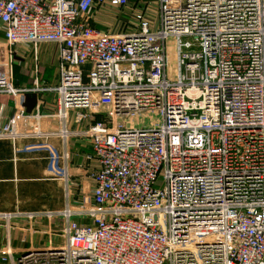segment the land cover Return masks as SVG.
Wrapping results in <instances>:
<instances>
[{
	"label": "built area",
	"instance_id": "2783aa9c",
	"mask_svg": "<svg viewBox=\"0 0 264 264\" xmlns=\"http://www.w3.org/2000/svg\"><path fill=\"white\" fill-rule=\"evenodd\" d=\"M154 4L152 25L139 0H0L8 46L56 45L51 84L40 83L34 62L32 84L15 85L11 58L0 61V93L15 95L13 112L4 121L0 114V137L38 134L40 114L22 107L24 94L54 91L61 138L73 109L93 162L80 206L59 211L61 241L14 257L5 245L2 260L264 264V0ZM101 7L127 8L122 27L94 26L90 12ZM154 108L150 124L127 123ZM102 111L125 122L107 124ZM61 173L66 179L65 166Z\"/></svg>",
	"mask_w": 264,
	"mask_h": 264
},
{
	"label": "crops",
	"instance_id": "0c3cea01",
	"mask_svg": "<svg viewBox=\"0 0 264 264\" xmlns=\"http://www.w3.org/2000/svg\"><path fill=\"white\" fill-rule=\"evenodd\" d=\"M113 8L101 7L92 10L89 15L90 21L98 28L118 30L123 25L124 16L122 13L116 14V8L114 10ZM1 37H3L2 33ZM52 43L56 51V45ZM27 75L32 77L31 71L28 70ZM13 82L18 85L14 77ZM14 96L0 93V98L4 100V103L0 102L3 121L14 110ZM54 105V91L41 90L37 93L26 91L22 107L27 112L38 110L40 115L35 120L40 132L35 135H21L14 141L0 137V213H8V218L15 223L28 224L27 227L22 228L25 232L21 235L29 236L30 244L25 243L23 246L15 247V241L12 240L14 234H10L9 229H5L0 238L1 244L3 241L2 246L9 247L13 257L26 246L58 244L61 241L57 234L58 229L64 224L63 215L59 211L66 206L71 210L79 207L82 196L91 189V180L88 179L87 171L93 162L85 160V153L90 148L89 138L81 133L86 126L85 122L74 121L73 109H70L66 121L70 134L63 140L59 133L61 126L59 120L52 115ZM63 151L66 152V158L62 156ZM64 166L68 172L66 179L61 173ZM28 212L32 213L31 217H27ZM47 213L51 214L47 215ZM47 216H50L48 217L50 221L46 223L45 228H40L39 222L45 220ZM76 219L79 222L83 220L80 217ZM43 232L47 233L46 237ZM41 234L43 237H38ZM0 261L3 264H10L9 261L1 258Z\"/></svg>",
	"mask_w": 264,
	"mask_h": 264
},
{
	"label": "rangeland",
	"instance_id": "374dc122",
	"mask_svg": "<svg viewBox=\"0 0 264 264\" xmlns=\"http://www.w3.org/2000/svg\"><path fill=\"white\" fill-rule=\"evenodd\" d=\"M142 2H145L147 4V9L145 10V14L147 17L152 20V25H155L157 20V12L155 9V0H139ZM114 10V8H113ZM115 13H122V15L125 17L128 16V9L124 8L122 10L121 8L116 9ZM114 13V15H115ZM126 25V23H125ZM97 27V26H96ZM2 28L0 25V61L5 57H10L11 59V70L14 77V81L18 85L24 84L25 86L32 84L33 82V76L28 77L27 72L28 70L31 71L33 63H37L38 73H40V83L42 85L53 82L55 80V63H56V56H55V50L53 43L47 42V41H41L38 42L35 47L33 48L32 45L26 42H19L14 43L8 46L5 41L3 40V37H1ZM172 39H168L165 41V48L164 51L166 53V63L167 65L172 66V59H173V53H172V47H171ZM10 50V51H9ZM31 80V81H30ZM43 81V82H42ZM30 82V83H29ZM46 82V83H45ZM0 102L4 103L3 98H0ZM156 108L153 110H142L138 111L133 117H127L123 114H117L114 113L112 116L108 114L107 111L99 112V116L102 119V121H105L107 124H109V120L111 117L115 119L117 122H125V118L127 123L130 126H136L138 125H144V124H150L155 116ZM70 113V112H68ZM124 116V117H123ZM80 206V205H78ZM50 216L45 217V220H41L39 223L40 228H45L46 223L50 221ZM77 216L74 217L75 220ZM28 224H20L15 223V221L11 220L10 218H7L6 220L3 218H0V238L4 234L5 229L10 230V234L12 235V240L15 241L14 246H23L25 243L30 244L28 242L29 236L21 235L25 231L22 230L24 227H27ZM32 226V224H31ZM48 227H50L48 225ZM61 228V226H60ZM29 229H27L28 231ZM60 230V229H58ZM50 232H57V231H50ZM46 232H43V235L46 237ZM21 235V237H20ZM43 235H39L38 237L42 238ZM54 236V235H51ZM50 236V237H51ZM50 237L48 240H50ZM2 240V239H1ZM3 241L1 244L0 241V248L3 246ZM0 264L1 263L0 261Z\"/></svg>",
	"mask_w": 264,
	"mask_h": 264
}]
</instances>
